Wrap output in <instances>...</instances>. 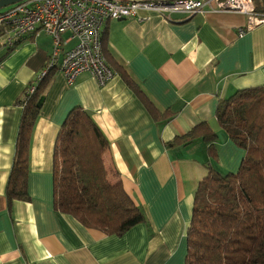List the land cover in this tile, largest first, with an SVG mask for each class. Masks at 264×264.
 Returning a JSON list of instances; mask_svg holds the SVG:
<instances>
[{"label":"crops","instance_id":"obj_1","mask_svg":"<svg viewBox=\"0 0 264 264\" xmlns=\"http://www.w3.org/2000/svg\"><path fill=\"white\" fill-rule=\"evenodd\" d=\"M127 1V0H115ZM138 1V0H128ZM151 1V0H141ZM264 10L263 0H257ZM111 19L102 28L103 48L124 67L159 110L175 115L156 122L142 99L116 74L103 86L89 73L68 84L51 67L43 80L44 105L29 142V200L8 208L5 185L14 158L21 107L17 98L50 61L51 38L28 35L0 52V264H185L186 231L194 192L210 168L237 171L244 151L219 127V101L237 90L264 86V24L239 37V12L206 8L190 17ZM63 35L62 49L75 41ZM61 60V54L58 59ZM86 110L104 133L106 167L115 171L145 221L122 234H105L54 209L52 154L68 112ZM206 121L217 133V156L196 140L166 144Z\"/></svg>","mask_w":264,"mask_h":264},{"label":"trees","instance_id":"obj_2","mask_svg":"<svg viewBox=\"0 0 264 264\" xmlns=\"http://www.w3.org/2000/svg\"><path fill=\"white\" fill-rule=\"evenodd\" d=\"M2 30L0 27V38ZM26 37L15 41L14 47L0 41V52H11ZM102 51L115 75L136 92L156 122L175 115V111L154 106L124 67L104 50L103 38ZM43 83L40 80L27 94L34 84L28 83L16 100L21 114L5 185L8 208L14 200H29V142L46 99ZM215 118L244 155L236 172L210 168L199 181L186 231L185 264H264V86L237 90L221 99ZM217 139V133L203 121L166 145L187 146L201 140L209 157L215 159ZM107 150L106 137L90 114L79 106L72 108L60 124L53 146V205L86 227L120 235L144 222L145 215L124 190L118 174L106 167Z\"/></svg>","mask_w":264,"mask_h":264},{"label":"built area","instance_id":"obj_3","mask_svg":"<svg viewBox=\"0 0 264 264\" xmlns=\"http://www.w3.org/2000/svg\"><path fill=\"white\" fill-rule=\"evenodd\" d=\"M257 0H20L0 10L3 42L14 47L15 41L42 31L51 38L52 53L46 68L26 90L30 94L51 67L64 75L68 84L81 73L91 74L103 86L114 75L102 51V28L111 19L144 18L139 12L154 11L170 21L172 15L187 18L209 8L215 11L239 12L246 23L237 29L241 37L247 31L264 24V10L258 9ZM264 7V0L263 5ZM75 43L62 49L63 35ZM61 54L60 63L58 61Z\"/></svg>","mask_w":264,"mask_h":264},{"label":"water","instance_id":"obj_4","mask_svg":"<svg viewBox=\"0 0 264 264\" xmlns=\"http://www.w3.org/2000/svg\"><path fill=\"white\" fill-rule=\"evenodd\" d=\"M20 0H0V9L5 8L11 4H14Z\"/></svg>","mask_w":264,"mask_h":264},{"label":"rangeland","instance_id":"obj_5","mask_svg":"<svg viewBox=\"0 0 264 264\" xmlns=\"http://www.w3.org/2000/svg\"><path fill=\"white\" fill-rule=\"evenodd\" d=\"M0 41H3V39H2V38H0Z\"/></svg>","mask_w":264,"mask_h":264}]
</instances>
